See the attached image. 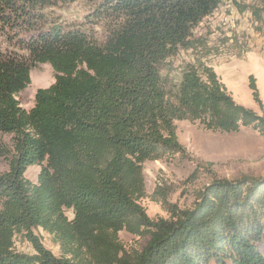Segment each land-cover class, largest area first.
<instances>
[{"label":"trees","instance_id":"obj_1","mask_svg":"<svg viewBox=\"0 0 264 264\" xmlns=\"http://www.w3.org/2000/svg\"><path fill=\"white\" fill-rule=\"evenodd\" d=\"M77 1L0 0V135L11 142L0 139V264H264V178L213 179L183 210L163 198L167 219L151 220L140 205L143 164L185 154L175 122L264 133V117L237 104L211 68H189L178 84L162 74L221 0H83L94 6L90 21L111 24L100 45L45 14ZM40 64L54 83L26 111L16 97ZM248 87L261 106L252 76ZM35 165L32 183L25 172ZM120 232L148 241L127 251ZM16 234L34 256L15 253Z\"/></svg>","mask_w":264,"mask_h":264},{"label":"rangeland","instance_id":"obj_2","mask_svg":"<svg viewBox=\"0 0 264 264\" xmlns=\"http://www.w3.org/2000/svg\"><path fill=\"white\" fill-rule=\"evenodd\" d=\"M93 9V5L80 0L49 9L45 14L63 28L81 30L100 45L108 37L111 24L104 20L90 21ZM2 46L6 48L4 38H0ZM204 67L213 70L237 104L264 117V0H221L219 7L193 28L189 46L166 60L162 74L178 84L189 68L201 75ZM54 76L47 64L31 67L30 85L16 97L19 106L30 110L36 91L52 85ZM250 76L255 80L261 106L251 96ZM175 125L185 154L143 164L146 196L140 205L151 220L167 219V210L171 206L179 210L191 208L195 193L213 179L264 178V133L258 129L245 127L236 133H222L207 131L198 122L177 121ZM0 139L7 147L11 146L10 136L0 135ZM7 169L6 160L0 158V173ZM39 170L37 165L28 167L26 178L36 183ZM163 198L169 209L161 203ZM65 215L69 220L73 218L71 210ZM33 233L45 250L56 258L60 256L59 247L51 236L41 229H35ZM118 238L127 251H141L148 241V238L126 232H120ZM14 251L28 257L35 255L22 234L14 237Z\"/></svg>","mask_w":264,"mask_h":264}]
</instances>
